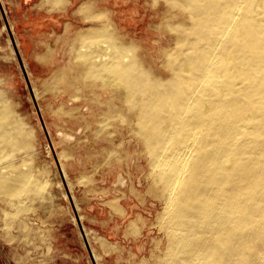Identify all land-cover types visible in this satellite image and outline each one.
Listing matches in <instances>:
<instances>
[{
    "label": "bare ground",
    "instance_id": "bare-ground-1",
    "mask_svg": "<svg viewBox=\"0 0 264 264\" xmlns=\"http://www.w3.org/2000/svg\"><path fill=\"white\" fill-rule=\"evenodd\" d=\"M165 3L184 19L157 26L174 38L159 75L133 46L118 43L106 13L83 5L84 17L102 22L72 46L78 78L117 94L106 119L131 115L128 129L148 157L149 189L164 197L166 248L157 264H264V0ZM4 95L0 88V160L26 139ZM1 168L0 191L19 197L33 188L24 168Z\"/></svg>",
    "mask_w": 264,
    "mask_h": 264
},
{
    "label": "rangeland",
    "instance_id": "rangeland-1",
    "mask_svg": "<svg viewBox=\"0 0 264 264\" xmlns=\"http://www.w3.org/2000/svg\"><path fill=\"white\" fill-rule=\"evenodd\" d=\"M0 1L10 27L0 11V88L26 133L23 146L3 155L0 170L18 166L34 180L19 197L0 191V264H157L166 248L159 227L164 197L149 189L148 157L128 129L131 115L104 117L119 97L100 81L91 86L78 78L71 49L82 44L80 33L102 22L84 17L87 4L91 13H106L118 43L133 46L159 75L174 38L157 26L184 16L165 0H28L26 11L19 0Z\"/></svg>",
    "mask_w": 264,
    "mask_h": 264
},
{
    "label": "water",
    "instance_id": "water-1",
    "mask_svg": "<svg viewBox=\"0 0 264 264\" xmlns=\"http://www.w3.org/2000/svg\"><path fill=\"white\" fill-rule=\"evenodd\" d=\"M3 16H4V18H5L4 12H3ZM5 26H6V28L8 29V31L10 32V27H9V24H8L6 18H5ZM10 37H11L12 42H14V38H13L12 34H10ZM18 59H19V62H20V64H21L22 69L24 70V66H23L22 63H21V60H20V57H19V56H18ZM25 78L27 79L26 73H25Z\"/></svg>",
    "mask_w": 264,
    "mask_h": 264
},
{
    "label": "flooded vegetation",
    "instance_id": "flooded-vegetation-1",
    "mask_svg": "<svg viewBox=\"0 0 264 264\" xmlns=\"http://www.w3.org/2000/svg\"><path fill=\"white\" fill-rule=\"evenodd\" d=\"M26 1H28V0H19V5L21 6V7H23L24 6V3H26ZM0 11H1V15H2V18H3V20H4V23H5V18H6V15H5V12H4V10H3V7H2V4H1V1H0ZM3 12H4V15H5V18H4V16H3ZM6 20H7V18H6ZM8 22V21H7ZM9 24V23H8Z\"/></svg>",
    "mask_w": 264,
    "mask_h": 264
},
{
    "label": "crops",
    "instance_id": "crops-1",
    "mask_svg": "<svg viewBox=\"0 0 264 264\" xmlns=\"http://www.w3.org/2000/svg\"><path fill=\"white\" fill-rule=\"evenodd\" d=\"M28 2L26 1V3H24V6H23V8H25V11H26V4H27Z\"/></svg>",
    "mask_w": 264,
    "mask_h": 264
}]
</instances>
